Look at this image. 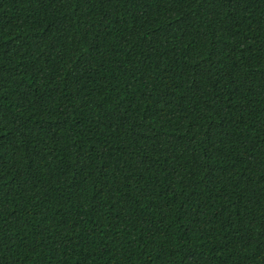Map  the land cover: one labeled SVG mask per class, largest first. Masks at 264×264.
<instances>
[{
    "label": "trees",
    "instance_id": "trees-1",
    "mask_svg": "<svg viewBox=\"0 0 264 264\" xmlns=\"http://www.w3.org/2000/svg\"><path fill=\"white\" fill-rule=\"evenodd\" d=\"M0 264H264V0H0Z\"/></svg>",
    "mask_w": 264,
    "mask_h": 264
}]
</instances>
